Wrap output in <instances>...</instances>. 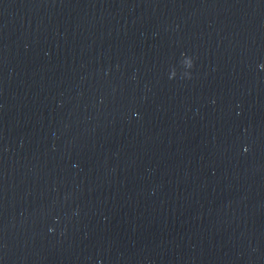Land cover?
Returning a JSON list of instances; mask_svg holds the SVG:
<instances>
[{
    "label": "water",
    "instance_id": "1",
    "mask_svg": "<svg viewBox=\"0 0 264 264\" xmlns=\"http://www.w3.org/2000/svg\"><path fill=\"white\" fill-rule=\"evenodd\" d=\"M0 264H264V0H0Z\"/></svg>",
    "mask_w": 264,
    "mask_h": 264
}]
</instances>
